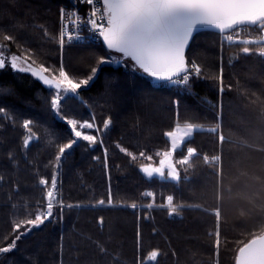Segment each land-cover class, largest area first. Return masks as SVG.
I'll list each match as a JSON object with an SVG mask.
<instances>
[{
    "label": "trees",
    "instance_id": "16d2710c",
    "mask_svg": "<svg viewBox=\"0 0 264 264\" xmlns=\"http://www.w3.org/2000/svg\"><path fill=\"white\" fill-rule=\"evenodd\" d=\"M63 5L64 0H0V40L8 34L20 43L27 41L38 62L58 68L59 46L39 26L57 35ZM9 47L17 51L15 44ZM238 53L236 45H224L221 50L219 35L196 36L187 59H196L204 74L193 79L191 92L184 93L154 88L129 61L125 67L102 65L94 81L78 91V98L62 102L59 115L50 107L54 89L29 73H0V85L12 90L0 95V106L11 116L0 118V246H4L3 237L8 242L14 238V220L34 212L38 202L46 203V186L39 184L40 178L50 183L55 171L58 199L64 205H81L65 207L63 213L54 207V218L23 235L15 250L0 256V264H137L138 256L146 260L154 249L161 252L156 264H214V237L209 233L216 228L211 210L217 207L221 211L219 264H234L237 242L264 227V58L239 54L234 59ZM107 54L102 43L66 46L65 70L73 78H86L97 59ZM221 66L223 93L218 81L209 78ZM218 112L226 142L220 145L215 133L196 132L187 146L201 155L187 173L181 168L179 184L155 176L149 179L140 171L141 165L159 166L162 157L156 153L170 147L164 132L171 131L178 118L208 129L217 123ZM93 116L101 129L99 134L92 131L98 142L78 141L66 151L60 167L54 168L58 146L74 139L67 119L91 122ZM108 118L111 125L105 131L103 121ZM25 119L33 120L38 137L28 148L23 145L26 131L21 126ZM117 145L138 159L133 161ZM9 153L14 159H9ZM217 153L222 154L219 183L214 168L202 160L203 154ZM184 154L186 147L174 153L173 159ZM146 191L156 194L157 205L173 195L175 202L186 207L173 216L164 208L147 209L144 206L151 198L142 195ZM109 192L112 205L107 204ZM101 199L105 205L97 204ZM133 202L137 209L127 206ZM97 243L107 249L105 254Z\"/></svg>",
    "mask_w": 264,
    "mask_h": 264
},
{
    "label": "snow or ice",
    "instance_id": "6c2138e0",
    "mask_svg": "<svg viewBox=\"0 0 264 264\" xmlns=\"http://www.w3.org/2000/svg\"><path fill=\"white\" fill-rule=\"evenodd\" d=\"M81 4L89 6L84 15L80 14L78 7ZM59 17L61 26L55 36L49 33L43 25L39 26L43 35L59 46L61 62L58 68L55 66L46 67L43 62H38L37 54L32 48L26 46L27 41L20 43L16 37L8 34H4L0 40V73L9 70L14 75L29 73L49 89H54L55 94L51 96L50 107L56 115L60 114L62 102L79 97L78 90L95 79L102 65L123 64L127 66L129 60L134 62L133 67L142 70L149 77L173 85H181L185 91L191 92L192 79L202 77L204 69L196 59L191 61L186 59L185 50L194 38V33L202 28H212L221 34V50L225 43L236 45L239 48V53L235 55L234 59H238L239 54L246 56L255 54L264 58V0H75L71 9L60 7ZM85 29L93 38L102 39L108 54L97 59L96 66L91 68L90 75L83 79H76L65 70L63 51L66 45L84 39L81 32ZM9 43L15 44L16 52L11 51ZM113 53H118L120 56L117 57ZM209 78L218 81L219 91L223 93L225 90L223 67L221 66L218 74L211 75ZM227 87L231 88V85ZM11 92L10 88L0 85V95H9ZM174 103L178 105L179 101ZM0 118L11 119L4 106H0ZM219 119L220 113L218 112L217 123L213 127L205 129L203 124L189 120L181 123L178 118L174 128L164 132V136L169 139L170 147L168 150L156 153L157 156L162 157L159 166L141 165L140 171L149 179L155 176L161 180H170L179 184L182 181L181 168L187 173L189 168L194 167V159L201 155L195 147L187 146L196 132L215 133L220 145L226 142ZM66 122L70 126L74 139L58 146L54 168L60 167L66 151L72 149L79 140L87 141L90 145H95L98 142V135L86 134L85 130L95 129L97 134L101 132V129L95 124L94 116L91 122L87 120L80 122L75 119H67ZM110 125L111 118L105 119L103 130H108ZM21 126L26 131L23 145L24 148H28L30 143L38 138L36 132L33 131V120L25 119ZM117 147L121 152L130 156L133 161L138 159L126 148L119 145ZM184 147H186V154L182 155L181 159L174 160V153L183 152ZM139 156L145 157V153L140 152ZM9 159H14L12 153H9ZM146 159L152 160V157L147 156ZM202 160L205 165L214 168L219 183L222 177V154L217 153L211 156L203 154ZM2 179L3 177L0 176V180ZM39 184L46 186L43 198L46 203L38 202L34 212H27L24 219L12 222L14 238L8 242V237H3L4 246H0V256L15 250L17 241L23 235L54 218V207L59 206L61 213L65 207L69 209L81 207L79 204L64 205L63 201L58 199L55 171L51 176L50 183L48 179L40 178ZM142 195L151 198V202L144 207L167 209L169 216L180 215L186 207L183 203L175 202L173 195L166 196V202L159 205L156 204L154 192L146 191ZM217 199H221L219 192ZM112 203L109 192L107 204L112 205ZM97 204L105 205V200L101 199ZM127 206L132 209L138 208L135 202ZM187 207L192 206L188 205ZM204 211L209 210L204 209ZM211 211L216 217L217 224L215 231L210 232L209 235L214 237V264H219L222 246L221 211L219 207ZM100 223H103L102 218ZM248 236L247 240L238 241V246L234 247V264H264V227L259 232H249ZM140 243L138 230V249ZM97 247L102 254L107 252V249L99 243H97ZM160 255V250L154 249L147 253L146 260L138 256L137 264H156Z\"/></svg>",
    "mask_w": 264,
    "mask_h": 264
},
{
    "label": "built area",
    "instance_id": "2783aa9c",
    "mask_svg": "<svg viewBox=\"0 0 264 264\" xmlns=\"http://www.w3.org/2000/svg\"><path fill=\"white\" fill-rule=\"evenodd\" d=\"M74 3H75V0H64V5L62 7H65L66 9H71L73 7ZM78 7L80 9V14L84 15V14H86L87 9H88L89 6L81 4ZM60 26H61V21H60V17H59V29H60ZM81 36L84 37V39H82L81 41L73 42L71 45H66V46H74V45L90 46V45H98V44L102 43V39L93 38L87 32L86 29L83 32H81ZM219 36H220V43H221V35H219ZM224 45H229V44L225 43ZM193 79H192V81H193ZM192 81H191V84H192ZM152 86L154 88L175 89V90H179L180 93L187 92V91L184 90L183 86H181V85H173V84H170L168 82H163V83H154V82H152Z\"/></svg>",
    "mask_w": 264,
    "mask_h": 264
},
{
    "label": "water",
    "instance_id": "95a60500",
    "mask_svg": "<svg viewBox=\"0 0 264 264\" xmlns=\"http://www.w3.org/2000/svg\"><path fill=\"white\" fill-rule=\"evenodd\" d=\"M202 33H212V34H216V35H221L217 30L215 29H212V28H202L200 29L198 32L194 33V38L190 41V44L189 46L186 48L185 50V56H186V59H187V54H188V51L193 43V40L195 39L196 36H198L199 34H202ZM102 45L104 46L103 42H102ZM104 48L106 49V47L104 46ZM107 50V49H106ZM108 51V50H107ZM113 54H116V55H119L118 53H113ZM131 64L133 65L134 62L130 61ZM135 70H137L135 67H133ZM137 72L141 75V76H145L146 78H148L150 81L154 82V83H163V82H166V81H158L152 77H149L147 74L143 73L142 70H137Z\"/></svg>",
    "mask_w": 264,
    "mask_h": 264
},
{
    "label": "rangeland",
    "instance_id": "374dc122",
    "mask_svg": "<svg viewBox=\"0 0 264 264\" xmlns=\"http://www.w3.org/2000/svg\"><path fill=\"white\" fill-rule=\"evenodd\" d=\"M123 65V64H122ZM124 67H125V65H123ZM94 81V80H93ZM93 81H91L87 86H89ZM87 86H82L81 88H85V87H87ZM80 90V89H79ZM78 90V91H79ZM96 131L95 129H91V130H85V133L86 134H92V131ZM82 140V139H81ZM81 140H79V141H81ZM84 141V140H83ZM87 142V141H86Z\"/></svg>",
    "mask_w": 264,
    "mask_h": 264
}]
</instances>
